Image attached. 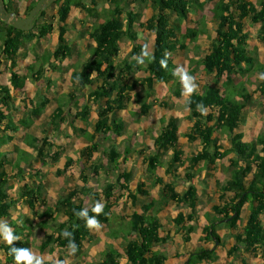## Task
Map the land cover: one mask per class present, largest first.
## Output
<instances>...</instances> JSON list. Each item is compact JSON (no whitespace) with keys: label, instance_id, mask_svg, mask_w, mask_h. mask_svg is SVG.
<instances>
[{"label":"trees","instance_id":"1","mask_svg":"<svg viewBox=\"0 0 264 264\" xmlns=\"http://www.w3.org/2000/svg\"><path fill=\"white\" fill-rule=\"evenodd\" d=\"M19 1L4 0L7 11H14ZM38 1L24 0V17ZM113 1L114 6L108 11L107 18L99 22L90 34L94 46L90 48L89 57L70 73V81L75 86L88 89L87 100H91L98 110L97 119L93 123V133L84 132V137L89 142L86 148L87 156L92 159L93 154L98 152L99 139L105 141L109 134L120 135L125 129L123 118H114L111 123L109 118L115 111H124L125 103L130 101V94L134 88L126 84V78L132 72V65L124 61L120 72H117L114 65V59L119 52V41L123 38L128 39L133 44L129 56L139 58L142 47L136 43L139 39L136 26L146 30L153 29L152 52L146 56L145 61L148 76L142 79V86L148 95L150 91L156 89L155 83L157 88L175 83L174 93L179 96L181 91L174 70L175 51L187 49L188 43L199 44V37L208 33L206 16H209L216 21L214 36L210 40V50L200 64L206 73L213 75V82L203 84L199 90H193L184 103L191 124L186 136L191 142L198 140L202 150L192 155L188 160V167L184 168L186 169L184 174H180L179 169L184 165V160L178 141L176 119L161 120L158 134L152 139L151 152L147 154L146 171L150 175L157 176L158 169H164L163 175H166V181L163 185L169 193L170 201H175L180 206L186 203L189 214L184 215L179 212L172 220L178 233L182 235L183 243L190 241V235L196 229L194 223L198 224L200 220L203 223L201 225L203 239L214 243L211 249L203 247L189 249L186 259L180 262L181 264L211 262L216 258L217 246L222 245V239L218 234V230L222 227L235 231L232 233L234 242L227 252V259L234 252L241 254L246 252L260 254V258L264 261V222L262 221L264 216V133L258 135L256 140H245L243 132L239 131L243 114L252 96L248 91V83L233 81L235 75L244 74L253 65V59L249 55L250 43L249 36L245 32V21L256 25L264 38V0H260L257 6L250 0H206L213 4L206 10L199 0ZM143 2L150 3L152 14L144 23L137 24L140 15L134 7ZM96 4L97 0H55L52 6L56 7V12L55 16H52V21L38 24V19L45 15L43 10L40 16L33 20L32 30L27 32L16 30L0 20V66L6 63L12 88L11 90L7 85L0 84V131L6 134L7 138L6 140L0 135V226H7L12 235L18 237L9 244L0 236V264H16L11 254L13 247L29 251L31 249L29 236L32 235L35 221L27 217L12 216L11 211L14 205L18 204L23 197L26 199V207L36 214L35 206L42 197L40 184L30 186L25 183L19 188V197L12 194L15 187L12 179H23L26 174L34 181L37 177L41 178V172L36 168L32 170L29 166L32 158L30 152L8 142L12 141V136H7V131L19 133L20 129L28 130L47 104V99H44L45 103H40L31 110L32 115L14 122L9 116L11 105L15 103L11 91L21 90L27 78L40 80L43 73L56 71L54 63H62L70 54L65 44V35L67 20L72 9L82 10L90 16L94 13ZM169 12H172L179 21L176 27L170 23ZM191 14L200 15V17L193 18ZM54 30L58 38L56 49L44 54H35L31 60L20 66L19 63L23 62L22 59L28 55L27 44L46 37ZM207 37L210 38L208 35ZM242 63L246 65L245 69H240ZM21 69L24 71L23 76L18 73ZM253 71L259 74L257 89L260 96H264V78H262L264 66L258 64ZM219 83H223V87L219 86ZM77 94L78 92L75 94L70 92L66 98L69 102L73 101ZM66 103L62 98L57 100V107L50 120L53 135L59 131L63 123H69ZM145 107L146 104L140 106L141 112H144ZM73 115L76 120L86 119L88 115L86 104L74 111ZM221 138L227 139L226 147L221 143ZM6 143H10V148H3ZM26 143L36 153L42 165L47 164V158L51 161L60 158L59 152H43V147L52 150L50 136L36 138L29 135ZM163 148L171 150L169 160L164 163L158 155V150ZM125 151L129 153V150ZM106 155L109 158L108 169L113 172L118 171L122 155L114 147H111ZM225 158L228 159L231 167L230 179L225 184L218 185L217 203L214 202L210 207L211 210L199 219L197 176L193 171L195 165L203 163L207 167ZM72 163L71 159H67L64 169ZM89 163L91 164V161ZM93 168L89 166L86 170L95 173ZM177 179L188 185L182 195L175 192ZM120 180L123 182L119 183ZM131 182V174L122 172L117 174L116 185L107 183L102 191L105 209L97 215L92 209L97 205L99 198L92 193V188L88 186L87 175L82 172L78 182L79 187L77 184L75 188L60 196L54 204V210L47 207L36 215L39 219L37 226L43 229L47 223L46 219H55V212L60 207L63 208L65 217L62 222L56 224L52 233L44 235L39 246L40 251H45L47 248L51 252L55 249L69 251L71 250L68 247L70 240L76 246L75 251H79L83 244L92 238V228L87 227L85 218L79 217L77 213L87 209L88 217H95L99 223H108V211L113 203H118L119 199V196H116L117 186L127 192L129 199L136 202L138 195L131 192L128 187ZM137 192L140 196L147 195L142 186L137 188ZM152 207V202L142 206L141 212L134 211L129 216L128 222L124 224L126 226L122 225L108 231V237L119 244L120 251L110 245L98 264H119L118 259H124L125 264L165 263V245L171 241L170 232H165V225L157 216L160 209H153L151 214H148ZM245 208L249 210L248 217L244 225L238 228L235 222L241 218L242 210ZM65 230L72 234L71 237L62 235ZM157 246H162V250H155ZM177 256L180 257L179 254ZM63 263L61 257H58V262L41 260V264Z\"/></svg>","mask_w":264,"mask_h":264},{"label":"rangeland","instance_id":"2","mask_svg":"<svg viewBox=\"0 0 264 264\" xmlns=\"http://www.w3.org/2000/svg\"><path fill=\"white\" fill-rule=\"evenodd\" d=\"M199 1L203 4L202 6L205 10L210 9L213 5L212 3L206 2V0ZM250 1L257 6L260 0ZM24 5V0H21L17 6L15 5L16 11H13L21 18L25 16ZM113 6V0H97L94 13L90 16L82 10L73 8L66 25L67 34L65 35V44L70 53L66 57V60L62 63H54L56 66L55 72L43 73L42 76H40V80L27 78L21 90L17 89L11 91L14 95L15 103L11 105L12 108L9 116L14 122L32 115L31 110L40 103H45L44 99H47V104L42 108L40 115L35 118L30 129H20L19 133L7 131V136H12V141L8 142L30 152L32 158L29 161V166L32 170L36 168L41 172V178H35V183L26 174H24L23 179H20L21 181L17 180V178L15 180L12 179V184L15 186L12 194H16L18 197L20 192L19 188L25 183L30 186H35L36 184L42 186V197L35 206L36 214H33L26 207V199L23 197L20 198V202L15 204L11 211L12 216L27 217L29 220L35 221L34 230L32 231V235L29 236V241L31 242L30 252L33 256L39 257L41 260L58 262V257H61L64 262L63 264H98L102 260L106 245L109 242L107 238L108 231L126 224L129 216L134 211L141 212V207L148 205L150 202H152L153 206H160L162 208L165 213V220L168 221L167 223L171 228H174L172 220L179 212L184 213V215L189 214L186 203L180 206L175 201H170L169 193L163 185L166 181V175H163L164 169H158L157 176L150 175L146 171V159L148 152H151V148L153 147L152 139L158 134L160 121H168L169 118H176L178 125V141L182 150V159L184 160V165L179 169L180 174H184L186 170L184 168L188 167V160L191 159L192 155L202 150V145H200L198 140L191 142L186 136L191 124L190 121L188 122V110L185 108L184 103L193 90H199L203 84L213 82V75L206 73L202 69L200 62L208 53L207 51L210 50V40L214 36L216 21L206 16V28L208 33L205 36L202 35L199 37V44L195 45V43H188L187 49H176L175 51L174 70L181 91L179 96L174 93L175 83L161 85L158 88L155 83L154 87H156V89L150 91L148 95L145 93L146 91L142 86V79L148 76L145 61L146 56L152 52L154 38L153 29L146 30L136 26L139 32V39L136 43L140 44L142 47L139 58L129 56L133 44L129 42L128 39L123 38L119 41V52L118 56L114 59V65L117 72H120L124 61L132 65V72L126 78V84L129 86L132 85L134 88L130 94V101L125 103L124 111H115L109 118L110 123L114 118H123L125 129L120 135L109 134L105 141L99 139L98 152L94 153L92 159H90L86 151L89 142L84 137V132L93 133V123L97 119L98 110L95 105L91 103V100H87L86 95L88 89L75 86L70 81V73L89 57L90 48L94 46L90 34L99 22L107 18L108 11L111 10ZM135 6V11L140 15L137 24L138 22L144 23L152 14L150 3L143 2L141 5L137 4ZM55 12L56 7L52 5L49 6L45 9L44 17L38 19V24L51 22L52 16H55ZM191 16H193V18L200 17V15L195 16V14H191ZM168 18L173 26L177 25L179 22L172 12L168 13ZM180 28H182V25H180ZM245 32L249 36V55L253 59V65L249 67V70L245 71L244 74L239 73L235 75L233 81L234 83H248V91L252 97L248 103L247 110L243 114V122L239 131L243 132L245 140H256L258 135L264 133V96H260L258 92L259 74L254 73L253 70L258 64L264 66V38L259 32L258 27L251 24L249 21H245ZM207 35L210 36V38H208ZM57 44L58 38L55 30L44 38L33 40L28 43L26 47L28 58H26V56L25 59H22L23 62L21 61L19 65L23 66L28 60H31L35 54L39 55L41 53L44 54L54 51ZM3 64L4 65L0 66V84L7 85L12 90L9 83V71L5 65L6 63ZM245 68L246 65L242 63L240 69ZM18 73L23 76L24 71L21 69ZM222 84L223 83H219V86ZM70 92H74V94L78 92V94L76 99L69 102L66 95ZM59 98H62L64 103L67 102L66 115L67 118L70 119L69 123H63L59 131L53 135L50 120L55 112L57 100ZM83 104H86L88 108L86 119H74V111L83 106ZM142 104H146L144 112H141L140 106ZM72 120L74 121L73 123L71 122ZM3 134L4 133L0 131V135L5 137L6 134ZM29 135L35 136L36 138H42L45 135L50 136L53 144L52 150H47L46 147H43V152H59L61 154L60 158L56 161H51L50 158H47V164L42 165L37 159L36 153L30 149L26 143V139ZM10 143H6L3 148H10ZM221 143L224 147L228 145L226 138H221ZM111 147H114L117 152L122 155L119 170L114 172L108 169L109 158L106 155ZM126 149L129 150V153H126ZM158 155L160 156L161 162L164 163L169 160L171 150L168 148L159 149ZM67 159H71L73 163L64 169ZM89 161H91V164ZM89 166L94 167L95 173L88 169L86 170ZM193 171L197 176V213L199 217H201L207 210H211V203L216 201V192L219 190L218 185H223L230 179L231 167L228 159L225 158L215 161V164L207 167L204 166L203 163H199L195 165ZM82 172L87 175L88 186L92 188V193L99 198L97 204H99L102 209H105L102 191L107 183L117 184L118 173L129 172L131 174L132 182L128 187L131 192L139 196V199L137 197L138 200H136V202L132 201L128 198L127 192L122 191L117 186L118 190L116 196H119V199L118 203H113L108 211L109 222L106 224L98 222V227H92V238L85 242L79 251L73 252L69 250L65 252L55 249L51 252L49 248L45 251H40L39 246L44 235L52 233L56 224L62 222L65 217L63 208L60 207L55 212V219H46L47 223L43 229L37 226L39 219L36 215L44 211L47 207L54 210V204L60 196L75 188L78 182H80ZM182 178H184V176H182ZM177 180L175 192L178 195H182L186 191L188 185L180 179ZM122 182V180L119 181V183ZM139 186H142V189L149 197H140L137 192ZM86 204L88 205V202ZM151 212L152 210L148 211V213ZM248 214L249 211L246 208L242 213V218L237 219L235 222L238 228L245 223ZM262 221L264 222V216L262 217ZM194 224L196 226L195 234L198 236L194 241L197 246H200L206 241L201 235V226H197V223ZM223 229H225V231H222V238H231V230L228 228H222V230ZM0 236L4 239L3 226H0ZM171 260H173L172 264H175L180 258L177 256V253H174L171 255ZM120 262H122L121 259ZM236 262H238V264H262L263 260L260 256L255 258V256L253 257L250 255V258L245 259V261L240 263L238 258ZM21 264H24V262H21Z\"/></svg>","mask_w":264,"mask_h":264},{"label":"crops","instance_id":"3","mask_svg":"<svg viewBox=\"0 0 264 264\" xmlns=\"http://www.w3.org/2000/svg\"><path fill=\"white\" fill-rule=\"evenodd\" d=\"M20 1L18 3H20ZM16 6H17V4H16ZM188 122H189V119H188ZM140 197H145L146 198V197H149V196L146 195V196H140ZM138 199H139V196H138ZM215 202L217 203V199H216ZM213 204H214V202L211 203V205H213ZM153 209H160V211H159V213H158L157 216H158L159 220L161 221V223H163L165 225V228H164L165 232L166 231H169L170 232L171 241H169L165 245L166 251L164 252V256H165V263L164 264H172V261L173 260H171V255H173L174 253H177V254L180 255V257H179L180 260L178 262H176L175 264H181L180 262H182V261H184L186 259V257H187V251L189 249H194V248H198V247H203L205 249H211V248H213V245H214L213 242H209V241H206L205 243H202L200 246L199 245L197 246V244L194 241V239H197L198 238L197 234H195V231H193L191 233V235H190V237H191L190 238V241L188 243H185L184 244L183 241H182V238H181L182 235L180 233H178L175 225H174V228L173 227L171 228L169 226V224L167 223L168 221L165 220V213L162 210V208L160 206L159 207L158 206H153L151 210H153ZM244 210H242V213H243ZM208 211L209 210H207L205 213L207 214ZM242 213H241V218H242ZM148 214H151V213H148ZM204 214L199 219H201L204 216ZM202 224L203 223L200 220L198 222L197 226H201ZM222 228H226V227H222ZM222 228H220L218 230V234L220 235V237L222 239V245L221 246H217L218 248L215 251V254H216V258L217 259L214 258L211 262H203V263H199V264H222V263L226 264V263H229V262H233L234 264H238V262H236L238 260V258H239L240 263H241L242 261H245V259L250 258V255H252L253 257L255 256V258H257L260 255V254L246 253V252L245 253H242V254L241 253H238V252L237 253L234 252V253L231 254V256H229V259H227L226 258L227 257V252L232 247L233 242H234L233 241V237H232V233H234L235 231H231V238L226 239V238H222V236H221L223 234V232L225 231V229L222 230ZM107 238L109 239V242L106 245V249L110 245H113L116 250L120 251L119 244L116 241L110 239L108 237V234H107ZM155 250H159V251L162 250V246L155 247ZM121 260H122V262H120V259H118L119 264H125V260L124 259H121ZM80 264H82V263H80ZM83 264H87V263H83Z\"/></svg>","mask_w":264,"mask_h":264},{"label":"clouds","instance_id":"4","mask_svg":"<svg viewBox=\"0 0 264 264\" xmlns=\"http://www.w3.org/2000/svg\"><path fill=\"white\" fill-rule=\"evenodd\" d=\"M163 63V62H162ZM264 78V77H262ZM92 211L96 213L97 215L100 214L102 211V208L99 204H97ZM79 217L85 218L86 220V226L87 227H98V221L95 219V217H88L87 209L80 211L77 213ZM65 237H71V233L67 230H65L62 233ZM3 236L4 239L11 244L13 240L18 239V237H14L11 233V230L7 228V226H3ZM68 247L74 252L76 249V246L74 242L71 240L69 241ZM11 254L14 256V260L16 264H21V262H24V264H41V259L39 257L33 256L32 253L28 249H18V248H11Z\"/></svg>","mask_w":264,"mask_h":264},{"label":"water","instance_id":"5","mask_svg":"<svg viewBox=\"0 0 264 264\" xmlns=\"http://www.w3.org/2000/svg\"><path fill=\"white\" fill-rule=\"evenodd\" d=\"M55 0H39L29 11L26 17L19 18L15 12L7 11L4 0H0V20L9 24L16 30L30 31L33 28V20L40 16L41 12L54 3Z\"/></svg>","mask_w":264,"mask_h":264}]
</instances>
